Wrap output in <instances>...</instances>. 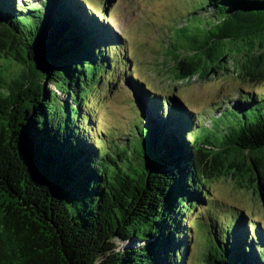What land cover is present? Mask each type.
I'll return each mask as SVG.
<instances>
[{
	"label": "trees",
	"instance_id": "1",
	"mask_svg": "<svg viewBox=\"0 0 264 264\" xmlns=\"http://www.w3.org/2000/svg\"><path fill=\"white\" fill-rule=\"evenodd\" d=\"M177 1L158 34L174 77L210 72L251 86L206 115L132 75L131 58L115 50L122 39L103 25L106 2L98 14L88 0H0V264H186L187 216L216 203L207 180H230L264 206V88L254 89L264 86V0ZM121 69L141 87L140 124L98 131L87 97ZM25 79L27 90L4 97V84ZM7 109L16 111L12 128ZM31 204L58 231L50 251L54 230L43 223L38 246L21 241ZM230 212L221 222L196 217L207 237L201 264H264V225ZM8 215L18 225L7 232Z\"/></svg>",
	"mask_w": 264,
	"mask_h": 264
},
{
	"label": "rangeland",
	"instance_id": "2",
	"mask_svg": "<svg viewBox=\"0 0 264 264\" xmlns=\"http://www.w3.org/2000/svg\"><path fill=\"white\" fill-rule=\"evenodd\" d=\"M30 1L34 4L38 0ZM88 1L93 5L94 12L98 14L102 13L105 7L104 2L107 3V18L103 19V25L105 26L106 23L108 26L105 28L106 33L110 34L118 43L122 39L123 47L115 46V50L119 52L123 50L125 57L131 58L127 69L131 70L132 75H138L142 79V82L139 81L141 85L154 88L155 93L167 97L175 94L186 99L192 106V109L186 110L206 115L207 107L212 106L214 102H219L222 97L233 94L239 87L242 89L251 88L250 85L243 84L244 81L238 78L210 72L202 73L199 77L188 80H178L174 77L173 72L175 71L172 67L175 65L170 61V58L161 55L163 44L158 34L160 31L166 32L165 22L171 19L172 14L179 8V1ZM165 60H167V65H161V61ZM112 73L113 75L110 73L107 76L111 81L112 78L116 80L113 83H103L102 88H98L96 92L88 95L86 109L93 113L94 124L98 131H110L113 127L126 123L124 132L128 133L131 128L134 129L140 124L138 120L142 117L143 111L139 107L137 98L144 99V96L139 85L131 83L123 76L124 70L119 72L118 76L115 75V71ZM259 88H264V86L254 87L257 91ZM147 111L150 113V108ZM206 185L212 191V199L216 203L215 205L209 204L206 207L207 211L205 208H198L187 216V226L193 222L194 227L186 264H201L202 261L199 249L205 246L207 237L200 223L196 221L199 213L205 218L221 222V219L224 216L227 217L231 213V208L234 207L247 213H253L264 225V206L260 204L257 196L246 190L238 189L232 181L227 179L207 180ZM205 218L203 219L207 222L208 219ZM114 243L119 248L130 246L127 241L118 239Z\"/></svg>",
	"mask_w": 264,
	"mask_h": 264
},
{
	"label": "water",
	"instance_id": "3",
	"mask_svg": "<svg viewBox=\"0 0 264 264\" xmlns=\"http://www.w3.org/2000/svg\"><path fill=\"white\" fill-rule=\"evenodd\" d=\"M25 81L26 82H25V86L24 87L21 86V85H19L20 83H16V85H11V86H10V83L4 84V86H5L6 89L1 91L2 94L4 95L5 98H7L9 96V91L12 90V89L13 90L14 89L15 90H21V89H23V91L27 90V88H28L27 85L30 84L29 83V79H25ZM31 82H32V80H31ZM45 83H46V81H44L41 84H45ZM54 90L56 91L57 95L60 96V91L58 89H56L55 87H54ZM7 108H9V107H7ZM14 113H16L15 110L13 111V109H9V111H8V109H7L6 121L9 123V126L11 128L14 125V120L12 122V117H13ZM7 193L9 194V187L8 186H7ZM13 198H15V197H13ZM0 207H1V205H0ZM1 212H2V209H0V217H3L4 214L1 215ZM31 215H32L31 216V233H30V235L28 237H25V238L21 239V241L23 243H27L28 245L31 244L33 246L34 245L35 246L36 245L38 246L39 241H37V234L34 233V231H35V228H37L36 223L39 222V227L42 225L40 223H43L44 225L50 226V229H53L54 230L53 233H49V242H48V244H45V247H43L44 250L50 251L51 248H52V244H50V237H51V235H58V231L56 230V227L52 224L51 221H49L48 219H46L45 216L42 215V213L41 214L38 213L37 212V207L35 205H33V204H31ZM14 217L15 216L13 215V217L10 218V216L8 215L7 217L3 218V220H2L3 223L7 226V232H8V227H9L10 224H17V222H14V220H12V219H14ZM21 227H25V226H22L21 225ZM51 240H52V238H51ZM53 248H54V240H53Z\"/></svg>",
	"mask_w": 264,
	"mask_h": 264
}]
</instances>
